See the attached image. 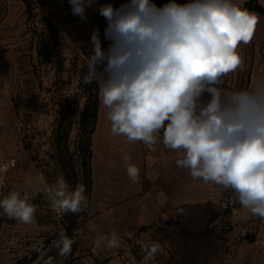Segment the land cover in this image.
<instances>
[{"label":"clouds","instance_id":"9594fccd","mask_svg":"<svg viewBox=\"0 0 264 264\" xmlns=\"http://www.w3.org/2000/svg\"><path fill=\"white\" fill-rule=\"evenodd\" d=\"M73 16L87 21L95 8L106 21L104 48L100 30L92 31V55L85 85L95 83L108 110L111 133L126 142L141 141L155 152L157 134L164 147L182 153L177 166L193 179L231 188L240 205L264 219V84L255 89L224 87L228 74L243 68L238 52L254 36L258 16L232 0H127L115 7L98 0H68ZM132 182L140 168L123 156ZM58 215L80 213L88 207L86 189L74 190L63 178L47 188ZM9 218L24 224L34 220L29 197L12 192L0 200ZM93 245L119 248L115 231L97 235ZM73 240L63 232L56 243L68 256ZM161 251L145 246L143 264ZM44 264H53L49 258Z\"/></svg>","mask_w":264,"mask_h":264},{"label":"crops","instance_id":"0c3cea01","mask_svg":"<svg viewBox=\"0 0 264 264\" xmlns=\"http://www.w3.org/2000/svg\"><path fill=\"white\" fill-rule=\"evenodd\" d=\"M249 1L232 0L259 20L251 42L238 47L244 66L224 77L226 88L251 90L264 84V0H255L261 11L247 8ZM40 66L35 27L24 1L0 0V165L12 158L18 162L7 175L11 184L0 183V200L17 192L36 207L30 224L9 218L0 208V264L31 260L39 233L63 227L23 140L25 118L44 106ZM162 138V133L157 134L153 152L141 141L128 143L125 137L113 135L111 125L96 127L89 217L74 231L64 264H143L145 246L150 244H159L161 251L149 264H169L178 237L171 234L166 239L161 231L177 228L193 212L203 215L206 206L212 210L211 226L224 227L228 234L224 247L201 264H264V219L243 208L231 188L193 179L187 169L177 166L182 153L164 147ZM124 155L140 168L135 183L126 173ZM113 231L119 248L93 245L97 235Z\"/></svg>","mask_w":264,"mask_h":264},{"label":"rangeland","instance_id":"374dc122","mask_svg":"<svg viewBox=\"0 0 264 264\" xmlns=\"http://www.w3.org/2000/svg\"><path fill=\"white\" fill-rule=\"evenodd\" d=\"M25 1V0H23ZM125 1V0H124ZM28 13L35 27L39 49L44 46L45 57L41 59L40 77L44 106L41 110L25 118L23 123V140L29 157L34 161L38 171L45 181L54 186L58 178H63L70 189L83 185L84 195L88 199V207L80 213H67L59 218L62 229L41 231L35 238L34 254L23 258L16 264H44L52 258L53 264H64L68 256H60L56 243L63 232L70 239L74 231L89 217L91 205V161L85 153L89 139L90 123L79 124L80 115H73L76 105L82 109L87 102V92L96 84L85 85L83 77L87 75V62L92 50L87 42L94 29L99 28L100 38L104 48L109 41L104 39L106 21L94 8L87 9V21L81 22L79 17L66 12L68 0H26ZM123 0H98V4L112 3L119 7ZM127 2V1H126ZM49 21L58 30L51 29ZM70 30L73 38L65 30ZM80 37V38H79ZM48 59V60H47ZM225 87V86H224ZM100 107L98 126H109L108 110L103 106L99 95ZM59 109L62 115L59 116ZM61 121V122H60ZM68 126L72 127L67 143L60 141L61 134ZM84 129L87 132H81ZM81 149V150H79ZM84 149V150H83ZM88 166L85 169L83 166ZM213 215L209 206L204 208V214L193 212L177 227L161 231L164 238L178 237V245L171 250L169 264H201V260L214 255L223 244L228 229L211 226ZM44 234V235H43ZM73 245V244H72ZM183 256L180 260H173Z\"/></svg>","mask_w":264,"mask_h":264},{"label":"trees","instance_id":"16d2710c","mask_svg":"<svg viewBox=\"0 0 264 264\" xmlns=\"http://www.w3.org/2000/svg\"><path fill=\"white\" fill-rule=\"evenodd\" d=\"M127 0H123V2H121V4H124L126 3ZM153 2L157 5V6H162L163 4L167 3L168 0H153ZM177 3H180V4H183V3H187L188 0H176ZM24 3H27L26 0L24 1ZM120 4V5H121ZM67 5H69L67 3ZM99 4L96 5V7H98ZM247 8H250V9H256V10H259L261 11V7L259 5H257L255 3V0H250L247 4H246ZM66 9V12L69 14V15H72L71 13V9H69V7L65 8ZM95 9V8H94ZM96 14L98 15L99 13L97 11H95ZM49 26H51V29L53 30H58L57 27L52 23V21H49ZM65 32H67L69 34V36H71V38H73V34L70 32V30H65ZM80 38V37H79ZM89 39H83L82 42L83 43H86L87 42V47L89 50H92V46L90 45L89 43ZM44 46L41 47L39 49V56L41 59H43L45 57V54L44 53ZM48 60V59H47ZM87 102L85 104V106L80 109V107L78 105H76L73 109V112L72 114L75 115V114H79L80 115V120H79V124L82 126L84 125L86 122H89L90 123V131H89V139L86 143V149H85V153L89 154V158H90V161L92 159V152H91V147H92V136L96 130V127H97V123H98V113H99V107H100V100H99V91H98V88H97V85L96 87L93 89H91L89 92H87ZM62 109H59V116H61L62 114ZM61 122V121H60ZM72 131V127L71 126H68L65 130V132H63L61 134V137H60V141L64 142V143H67L68 140H69V135ZM81 132H87L86 130L84 129H81L80 130ZM81 150V149H79ZM84 150V149H83ZM85 169L88 168V166L85 165L83 166ZM91 171V170H90ZM91 184H92V180L89 181Z\"/></svg>","mask_w":264,"mask_h":264},{"label":"built area","instance_id":"2783aa9c","mask_svg":"<svg viewBox=\"0 0 264 264\" xmlns=\"http://www.w3.org/2000/svg\"><path fill=\"white\" fill-rule=\"evenodd\" d=\"M17 164H18L17 160L15 158H12V159H9L7 162L0 165V183H2V185L7 187L11 184V182L7 179V175L9 174L11 170L17 167ZM50 186L52 185L44 180L43 191H44V194L46 196V199L49 205L51 206V202L49 200L50 193L47 191V188ZM54 213L58 218H62L63 216V215H58L55 211Z\"/></svg>","mask_w":264,"mask_h":264}]
</instances>
